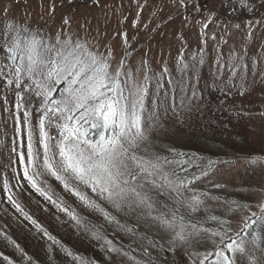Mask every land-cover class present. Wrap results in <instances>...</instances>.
<instances>
[{"label": "rangeland", "instance_id": "rangeland-1", "mask_svg": "<svg viewBox=\"0 0 264 264\" xmlns=\"http://www.w3.org/2000/svg\"><path fill=\"white\" fill-rule=\"evenodd\" d=\"M65 18L70 24H64ZM10 24L51 42L66 33L81 43L87 41L97 55L111 51L109 72H121L117 80L128 102L134 98L130 92L143 89V103L137 107L148 139L138 155L167 157L181 180L194 183L179 201L175 193L170 196L166 189L146 186L142 191L155 203L150 210L128 203L117 209L72 181L100 205V211L44 174L37 183L55 204L45 199L24 179V166L18 163L27 151L29 132L34 145L40 139V118L44 117L53 152L62 139L61 124L76 123L85 132L84 139L93 143L112 136L114 130L94 127L91 118L87 123L79 120L82 109L71 113L73 121L62 119L60 111L48 112L56 107L53 102L79 87L71 77L46 82L47 99L36 94L44 88L33 83L26 93L29 103L22 109L14 99L0 95V253L16 264H81L65 248L89 264H186L182 250H169L171 235L151 219L150 211L152 216L170 217L178 209V226L200 218L197 226L210 231L221 230L210 216L231 220V229L239 231L242 218L258 212L256 205L264 199V0H0V32H7ZM9 195L60 243L53 244L25 220ZM193 195L203 202L195 212L184 206ZM61 207L74 212L84 226ZM262 227L258 225L260 234ZM94 232L112 245L93 239ZM229 234L235 236L233 231ZM5 235L31 261L21 260ZM192 244L194 248V240ZM109 246L119 252L109 253ZM0 264H6L2 257Z\"/></svg>", "mask_w": 264, "mask_h": 264}, {"label": "snow or ice", "instance_id": "snow-or-ice-1", "mask_svg": "<svg viewBox=\"0 0 264 264\" xmlns=\"http://www.w3.org/2000/svg\"><path fill=\"white\" fill-rule=\"evenodd\" d=\"M70 22V18L64 19V24L67 25ZM7 28V32H0V54H3L4 59V63L0 64V86H15L17 108L22 109L29 103L22 95V92L31 91L30 87L22 83L24 77L37 87L44 88L42 93L36 94L43 95L47 99L50 90L46 87V82L51 81L53 77L59 80L67 76L72 78V84H77L79 87L69 91L61 101L53 102L56 107H49L48 112L54 115L56 111H60L62 119L73 121L74 117L71 113L82 109L79 120L87 123L91 118L94 121V127L114 130L112 136L107 139L101 137L99 141L93 143L84 139L85 132L80 131L76 123H73L71 127L68 123L61 124L59 127L62 139L55 145L58 151L53 152L49 143L50 138L44 131V117H41L40 139L34 145L32 134L29 132L27 151L20 154L18 160V163L24 166V179L35 192L52 201L48 192L37 183L38 178L46 174L54 177L63 185L65 191L78 197L86 206L100 211H103L100 205L87 194L82 193L78 187L73 186L72 181H75L77 185H84L101 200L113 204L117 209L124 203L136 204L137 207L143 205L150 210L153 209L154 201L142 191L146 186H151L153 189H166L170 196L175 193L177 201L184 196V191L188 190V184L194 181H188L186 184L184 180H181L175 170L170 168L173 163L171 160L155 154L138 155L137 150L148 139L142 128L137 107L143 103V89L141 88L139 93L130 92L129 95L134 98L130 103L128 102L129 97L123 94V89L119 88L117 80L121 72L119 69L114 75L109 72L111 51L104 55H97L89 50L87 41L81 43L66 33H60L54 38V42H51L45 40L39 33L26 35L29 31L27 28L21 30L11 24L7 25ZM7 70H10L11 75ZM23 123L25 125L28 123L27 111L24 112ZM41 147L43 152L40 151ZM5 189H7L6 184ZM8 199L24 216V219L43 233L48 240L53 244L60 243L36 219L24 212L21 206L13 201L12 196L9 195ZM190 201L184 206L192 212L197 211L203 203L194 195ZM52 202L55 204V201ZM164 206L167 207V204ZM57 207L60 206L57 205ZM243 207L250 208L247 204ZM256 207L258 212H250V215L242 218L243 228L239 231L231 229V220L221 219L218 216H210L208 219L216 222L220 231H210L202 224L198 227V222L192 221L178 226L176 224L178 209L173 211L170 217L165 213L152 216L151 211L149 216L163 231L170 233L171 239L168 240V244L172 247L169 250H182L187 257L186 264H238V260L251 258L257 250L261 253V260L256 261V264H264V234L248 233L251 239L241 235L244 230L252 228L258 222L264 224V199L259 200ZM60 210L67 212L77 225L84 226L74 212L62 207ZM105 217L110 218L108 213H105ZM179 219L185 220L182 215ZM230 231L234 232L236 239L229 234ZM92 238L104 240L107 245H112V241L107 240L99 232H94ZM4 239L15 246L21 255V260L31 261V257L27 256L19 244L6 235ZM258 242L259 248H257ZM189 248H192V251H189ZM201 248L203 251L199 250ZM107 251L118 253L119 249L109 246ZM65 252L81 264H89L81 256L74 255L66 248ZM0 257L6 264H16L14 259L3 253H0ZM248 264H251L250 259Z\"/></svg>", "mask_w": 264, "mask_h": 264}, {"label": "trees", "instance_id": "trees-1", "mask_svg": "<svg viewBox=\"0 0 264 264\" xmlns=\"http://www.w3.org/2000/svg\"><path fill=\"white\" fill-rule=\"evenodd\" d=\"M9 63H11V62H9ZM11 74V73H10ZM22 83H24L26 86H28L29 87V85H30V87L32 88V82L30 81V82H26V80H25V78L22 80ZM0 95L4 98V99H7V98H12V99H14V101H16V103H17V99H16V95H15V91H14V88H15V86L14 85H10V86H7V87H3V86H0ZM22 95H24L25 97H26V93L25 92H22ZM55 98H56V96H55ZM13 101V100H12ZM13 101V102H14ZM32 107H33V105H34V102H31V104H30ZM28 109H29V107H28ZM53 119V117H51L50 115L48 116V119ZM193 220V222L194 221H196V222H201L200 221V218H193L192 219ZM260 223L258 222L257 224H255V225H253V227L252 228H250V229H247V230H244L242 233H241V235L242 236H244V237H246L247 239H251V237L248 235V233H251V232H254V233H256V234H260L259 233V229H258V225H259ZM262 228H264V227H262ZM234 239H236V237L234 236L233 237ZM260 247V244L258 243V245H257V248H259ZM249 259L251 260V264H256V261H258V260H261V253H260V251L259 250H257V251H255V253L253 254V256L251 257V258H245L244 260H238V264H248V261H249Z\"/></svg>", "mask_w": 264, "mask_h": 264}]
</instances>
